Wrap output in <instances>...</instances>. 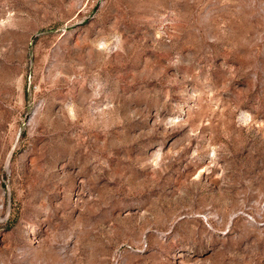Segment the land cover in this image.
<instances>
[{"label": "rangeland", "instance_id": "1", "mask_svg": "<svg viewBox=\"0 0 264 264\" xmlns=\"http://www.w3.org/2000/svg\"><path fill=\"white\" fill-rule=\"evenodd\" d=\"M0 264H264V0H0Z\"/></svg>", "mask_w": 264, "mask_h": 264}]
</instances>
